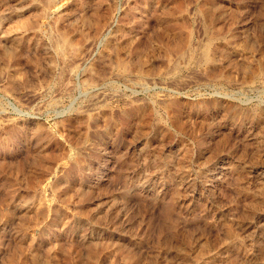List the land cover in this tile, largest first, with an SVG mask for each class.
<instances>
[{"label": "rangeland", "instance_id": "obj_1", "mask_svg": "<svg viewBox=\"0 0 264 264\" xmlns=\"http://www.w3.org/2000/svg\"><path fill=\"white\" fill-rule=\"evenodd\" d=\"M0 264H264V0H0Z\"/></svg>", "mask_w": 264, "mask_h": 264}]
</instances>
